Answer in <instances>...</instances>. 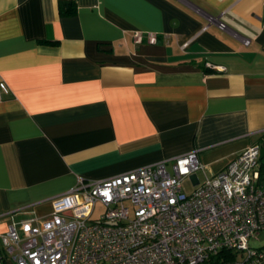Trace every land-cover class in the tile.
<instances>
[{
    "label": "crops",
    "instance_id": "0c3cea01",
    "mask_svg": "<svg viewBox=\"0 0 264 264\" xmlns=\"http://www.w3.org/2000/svg\"><path fill=\"white\" fill-rule=\"evenodd\" d=\"M261 16V0H0V234L76 177L195 150L193 186L249 144L264 167Z\"/></svg>",
    "mask_w": 264,
    "mask_h": 264
},
{
    "label": "built area",
    "instance_id": "2783aa9c",
    "mask_svg": "<svg viewBox=\"0 0 264 264\" xmlns=\"http://www.w3.org/2000/svg\"><path fill=\"white\" fill-rule=\"evenodd\" d=\"M261 8L264 23V0ZM258 155L256 144L243 147L189 192L181 181L205 167L195 150L101 180L76 177L47 215L8 224L1 250L12 264H209L222 250L241 257L215 264H253L264 257L247 244L264 231ZM95 203L103 209L91 217Z\"/></svg>",
    "mask_w": 264,
    "mask_h": 264
},
{
    "label": "rangeland",
    "instance_id": "374dc122",
    "mask_svg": "<svg viewBox=\"0 0 264 264\" xmlns=\"http://www.w3.org/2000/svg\"><path fill=\"white\" fill-rule=\"evenodd\" d=\"M166 169L169 170V164L166 165ZM199 173H200L199 171L196 172V175L200 176ZM192 184L193 183L191 182L190 176L184 178L181 181L182 190L184 192H189L192 189ZM102 209L103 208L100 204L95 203L92 207L91 217H95L98 213H100L102 211ZM263 243H264V233H259L257 236H253V237L248 239V245L249 246H258V245H262ZM240 257H241L240 253H235L234 258H240Z\"/></svg>",
    "mask_w": 264,
    "mask_h": 264
},
{
    "label": "trees",
    "instance_id": "16d2710c",
    "mask_svg": "<svg viewBox=\"0 0 264 264\" xmlns=\"http://www.w3.org/2000/svg\"><path fill=\"white\" fill-rule=\"evenodd\" d=\"M68 9V8H67ZM66 13L68 12H72L71 10V7H70V10H65ZM259 168H262L259 166ZM235 256V253L233 252H228V253H225L223 250L222 251H219L217 254L213 255L211 258H210V261L208 262L209 264H215L216 262H218L219 260H223V259H227V258H233Z\"/></svg>",
    "mask_w": 264,
    "mask_h": 264
}]
</instances>
